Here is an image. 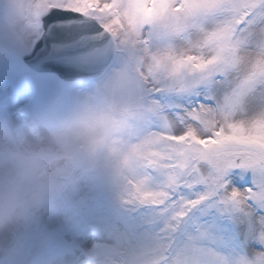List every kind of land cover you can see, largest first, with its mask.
Returning <instances> with one entry per match:
<instances>
[{
    "label": "snow or ice",
    "instance_id": "1",
    "mask_svg": "<svg viewBox=\"0 0 264 264\" xmlns=\"http://www.w3.org/2000/svg\"><path fill=\"white\" fill-rule=\"evenodd\" d=\"M113 80L127 231L95 264H264V0H5Z\"/></svg>",
    "mask_w": 264,
    "mask_h": 264
},
{
    "label": "rangeland",
    "instance_id": "2",
    "mask_svg": "<svg viewBox=\"0 0 264 264\" xmlns=\"http://www.w3.org/2000/svg\"><path fill=\"white\" fill-rule=\"evenodd\" d=\"M5 0H0V123L21 130L44 120L48 127L72 118L99 82L64 83L52 74H37L21 61L35 36L16 40L3 31ZM130 213L121 203V186L103 160L79 161L66 173L61 195L40 209L15 235L18 264H95V246L114 244L125 233Z\"/></svg>",
    "mask_w": 264,
    "mask_h": 264
},
{
    "label": "clouds",
    "instance_id": "3",
    "mask_svg": "<svg viewBox=\"0 0 264 264\" xmlns=\"http://www.w3.org/2000/svg\"><path fill=\"white\" fill-rule=\"evenodd\" d=\"M3 31L16 40L32 37L23 16H7ZM123 86L113 80L95 99L85 101L70 119L48 127L38 120L23 130L0 123V237L15 235L36 213L58 198L66 173L81 160L103 159L117 179L113 137L123 125L122 111L113 106ZM19 249L0 241V264H18Z\"/></svg>",
    "mask_w": 264,
    "mask_h": 264
},
{
    "label": "water",
    "instance_id": "4",
    "mask_svg": "<svg viewBox=\"0 0 264 264\" xmlns=\"http://www.w3.org/2000/svg\"><path fill=\"white\" fill-rule=\"evenodd\" d=\"M80 52H72L51 42V28L44 31L34 41L31 49L22 55V60L38 72L54 73L65 82L78 79H96L99 72L94 68L81 64L77 57Z\"/></svg>",
    "mask_w": 264,
    "mask_h": 264
}]
</instances>
